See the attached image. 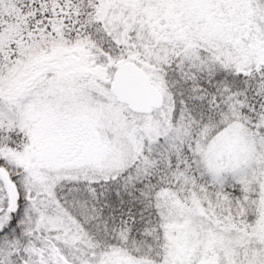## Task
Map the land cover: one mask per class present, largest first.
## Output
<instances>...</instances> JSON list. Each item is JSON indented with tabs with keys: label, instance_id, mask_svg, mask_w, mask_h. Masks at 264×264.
Wrapping results in <instances>:
<instances>
[{
	"label": "snow or ice",
	"instance_id": "6c2138e0",
	"mask_svg": "<svg viewBox=\"0 0 264 264\" xmlns=\"http://www.w3.org/2000/svg\"><path fill=\"white\" fill-rule=\"evenodd\" d=\"M0 264H264V0H0Z\"/></svg>",
	"mask_w": 264,
	"mask_h": 264
}]
</instances>
